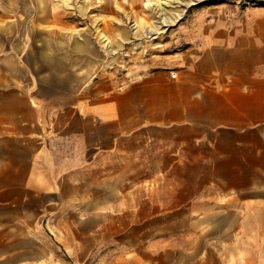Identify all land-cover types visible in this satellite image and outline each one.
<instances>
[{
	"label": "crops",
	"instance_id": "obj_1",
	"mask_svg": "<svg viewBox=\"0 0 264 264\" xmlns=\"http://www.w3.org/2000/svg\"><path fill=\"white\" fill-rule=\"evenodd\" d=\"M32 8L0 0V228L36 199L93 208L102 189L111 208L124 185L154 183L139 211L189 217L196 259H264V7L203 18L120 84L93 79L76 43L51 47Z\"/></svg>",
	"mask_w": 264,
	"mask_h": 264
},
{
	"label": "rangeland",
	"instance_id": "obj_2",
	"mask_svg": "<svg viewBox=\"0 0 264 264\" xmlns=\"http://www.w3.org/2000/svg\"><path fill=\"white\" fill-rule=\"evenodd\" d=\"M26 1L33 6L32 29L51 47L73 53L76 43L83 66L92 61L93 79L115 84L153 70L159 57L168 59L176 48H185L183 33L200 31L203 18L264 7V0H160L161 5L158 0ZM161 186L124 185L116 192L124 199L111 208L104 207L112 199L102 189L93 190V208L76 209L70 199L68 208L53 195L49 202L36 199L28 209L32 214L2 216L0 264H264V259H218L212 248L205 249L204 259H196L201 249L192 247L189 217L139 211L140 194ZM218 228L210 226V237L221 234Z\"/></svg>",
	"mask_w": 264,
	"mask_h": 264
},
{
	"label": "built area",
	"instance_id": "obj_3",
	"mask_svg": "<svg viewBox=\"0 0 264 264\" xmlns=\"http://www.w3.org/2000/svg\"><path fill=\"white\" fill-rule=\"evenodd\" d=\"M171 77L175 78L176 77V73L174 71L171 72Z\"/></svg>",
	"mask_w": 264,
	"mask_h": 264
},
{
	"label": "bare ground",
	"instance_id": "obj_4",
	"mask_svg": "<svg viewBox=\"0 0 264 264\" xmlns=\"http://www.w3.org/2000/svg\"><path fill=\"white\" fill-rule=\"evenodd\" d=\"M158 2L160 3V0H158ZM162 3H160V5H161ZM187 6V5H186ZM162 9V8H161Z\"/></svg>",
	"mask_w": 264,
	"mask_h": 264
}]
</instances>
